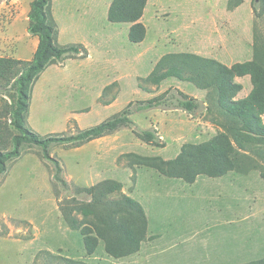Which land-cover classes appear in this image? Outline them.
<instances>
[{
  "label": "rangeland",
  "instance_id": "1",
  "mask_svg": "<svg viewBox=\"0 0 264 264\" xmlns=\"http://www.w3.org/2000/svg\"><path fill=\"white\" fill-rule=\"evenodd\" d=\"M33 0H0V57L30 61L38 38L28 33ZM113 0H51L50 16L61 46L70 54L40 76L33 91L28 128L47 137L69 136L97 126L128 106L133 124L80 148L56 144L51 157L25 145L21 157L0 176V264H249L264 257V144L237 149L234 171L200 176L193 184L139 164L137 157L176 159L186 144L217 134L230 136L229 119L215 90L170 78L149 79L167 60L193 55L231 68L257 61L264 66V0H147L139 24L143 39L130 38L133 24L113 23ZM89 59L87 64L85 60ZM165 63V64H164ZM60 76L53 71L66 69ZM236 99L253 89L250 76L237 77ZM182 92L201 103L194 114L175 108L137 112L140 103ZM5 100L0 96V109ZM264 122V116H263ZM154 130L160 145L138 133ZM105 182L138 202L147 227L139 251L116 259L100 242L89 256L69 214L91 203L83 191ZM73 261L74 263H69Z\"/></svg>",
  "mask_w": 264,
  "mask_h": 264
},
{
  "label": "trees",
  "instance_id": "2",
  "mask_svg": "<svg viewBox=\"0 0 264 264\" xmlns=\"http://www.w3.org/2000/svg\"><path fill=\"white\" fill-rule=\"evenodd\" d=\"M147 0H113L109 20L113 23L133 24L131 40L143 39L142 18ZM51 0H33L28 13V33L38 38V45L30 61L0 57V96L5 105L0 109V176L8 172L10 162L21 157L25 145L41 149L44 159L51 160L57 167V178L61 167L50 154L53 145L61 144L80 148L83 145L108 136L133 124L134 111L130 106L105 122L75 134L43 137L27 126L33 91L40 76L47 68L66 59L70 54L79 55L81 49L75 45L61 46L58 30L50 16ZM165 72H155L149 81L160 85L170 78L191 81L201 89H213L217 93L218 107L229 119L232 139L225 133L200 144H186L179 156L171 161L160 158L137 157L139 164L153 168L162 174L193 184L200 176L218 178L236 168L237 149L246 144H264V66L257 61L235 64L231 68L212 60L193 55H182L167 60ZM164 63V64H165ZM250 76L253 89L248 96L236 99L242 86L235 78ZM164 93L140 103L137 112L155 108H175L194 114L201 103L182 92L177 97ZM139 138L157 146L160 138L154 130H142ZM93 197L91 203H77L74 211L83 216L80 222L69 214L71 226L80 231L89 256H93L100 242L108 256L122 259L137 253L144 240L147 220L142 206L133 199L122 196L121 185L105 182L100 186L85 188ZM74 263L73 261H68ZM75 264V263H74ZM249 264H264V257Z\"/></svg>",
  "mask_w": 264,
  "mask_h": 264
},
{
  "label": "crops",
  "instance_id": "3",
  "mask_svg": "<svg viewBox=\"0 0 264 264\" xmlns=\"http://www.w3.org/2000/svg\"><path fill=\"white\" fill-rule=\"evenodd\" d=\"M37 38V37H36ZM36 51V50H35ZM88 60L89 59H86L85 60V64H87V62H88ZM50 68H51V66L49 67V68H47L46 70H45V72H43V74H46L47 72H48V70H50ZM68 67H66V69H58V68H56L53 72L55 73V74H57V75H60V76H64V75H66V74H68ZM42 74V75H43ZM41 75V76H42Z\"/></svg>",
  "mask_w": 264,
  "mask_h": 264
}]
</instances>
